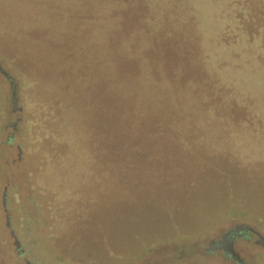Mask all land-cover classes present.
Instances as JSON below:
<instances>
[{
	"label": "rangeland",
	"instance_id": "obj_1",
	"mask_svg": "<svg viewBox=\"0 0 264 264\" xmlns=\"http://www.w3.org/2000/svg\"><path fill=\"white\" fill-rule=\"evenodd\" d=\"M155 1L161 12L150 24L146 11L128 7V48L157 90L146 104L198 128L99 160L96 44L80 36L91 6L0 0V68L17 88L13 96L0 73V264H238L210 243L237 225L264 237L262 209L254 219L239 205L264 207V0ZM48 38L69 39L65 70L36 44ZM231 207L234 215L223 210ZM257 243L234 241L243 264H264Z\"/></svg>",
	"mask_w": 264,
	"mask_h": 264
},
{
	"label": "trees",
	"instance_id": "obj_2",
	"mask_svg": "<svg viewBox=\"0 0 264 264\" xmlns=\"http://www.w3.org/2000/svg\"><path fill=\"white\" fill-rule=\"evenodd\" d=\"M80 1L82 4H89L91 6V12H87L85 9L81 12L80 18L83 22L80 25V36L84 38L85 35H89L96 44L93 57L95 65L93 89L95 91V106L97 105V108L95 113V124L93 126V135L97 140V152L99 153L98 159L100 160L103 155L107 156L109 153L118 152L117 154H119L124 151L138 150L141 141L145 139L157 140L159 138H171L176 135L186 134L191 129L196 130L198 127L191 126L186 121L176 123L173 118H163V116L172 113L170 109H161L155 106L154 103L151 105L146 104V102H157V90L152 78L149 80L145 76L143 79L140 72L141 58L136 53L131 54L128 48L129 2L131 1L132 5H136V7L139 6L140 10L146 11L145 13L149 15L148 24H150L154 23L155 18L161 12L160 6L155 3L156 1ZM237 1L238 0H231L232 5L236 6ZM258 1L261 2V0ZM144 5L145 7H143ZM226 5L228 7V1H226ZM232 5L231 7L234 9L235 6ZM231 7L229 13L232 15ZM78 14L79 13L71 14L70 16L67 15L69 16L67 20H70L71 18L74 19ZM230 21L232 22V20ZM136 25L137 24H134L131 28V31L133 33L135 32V34H137L136 29H133L137 28ZM147 39L152 42L151 36ZM68 40L69 39L60 44L55 43L52 38H48L46 41L37 42L36 44H41L44 55L45 53L54 55L53 57H55L56 62L65 70V66L72 60V57L60 56H63L62 52L63 50L65 51V49L69 52L72 51L73 48L68 44ZM132 47H136L135 42L131 43V50ZM147 50L153 52L155 48H148ZM261 55L264 56V53H261ZM39 66H45L48 68L47 62H43V64ZM68 73L69 75H72L70 71ZM31 78L32 77H26L25 82L30 85H33V81L37 83L36 79L33 78L34 80H31ZM6 79L10 81L12 92L15 91L13 93L14 96L17 91L16 84L9 75ZM149 85V93L146 95V87ZM214 113L216 114L217 119L219 118L218 121L220 120L221 122L230 125L234 124V122L230 123L227 121L225 116L228 115H225V112L220 111L219 113L214 109ZM52 115L53 113H49L48 119H51ZM179 186L182 189H185L186 183L179 184L177 188ZM169 188L178 191L174 187ZM239 200V205L242 210L246 212H255L254 214L259 215H254V219H259L262 213L264 216V207L250 206L247 201L240 198ZM204 208L205 205H203V209ZM223 210L231 215L235 214L232 207L230 209L223 208ZM217 215L221 218L225 217V214L222 211L218 212ZM170 221L171 223L169 225L172 228H170V230H176L177 227L181 226V223L177 222L172 216L170 217ZM223 237L226 245L229 244L233 252V244L237 239H243L249 242L252 237H256L258 239L257 244L263 245L262 238H264L260 232L256 231L249 225H237L222 235V240ZM220 244L222 243L220 242L215 246H211L210 244V246L213 249L218 250L223 248ZM224 255L238 264H243L235 252L232 255L224 251Z\"/></svg>",
	"mask_w": 264,
	"mask_h": 264
},
{
	"label": "water",
	"instance_id": "obj_3",
	"mask_svg": "<svg viewBox=\"0 0 264 264\" xmlns=\"http://www.w3.org/2000/svg\"><path fill=\"white\" fill-rule=\"evenodd\" d=\"M0 71H1L6 77H8V75L5 74V72H3L1 69H0ZM3 207H4V211H5V201L3 202ZM6 227H7V229H8L9 232H10V236H11V238L13 239V246L15 247V249H18V248H19V243H18V240H17V238H16L14 232L11 230V226H10V223H9V217H8V215H6ZM223 239H224V237H223ZM262 244L264 245V238H262ZM27 264H29V263H27Z\"/></svg>",
	"mask_w": 264,
	"mask_h": 264
},
{
	"label": "flooded vegetation",
	"instance_id": "obj_4",
	"mask_svg": "<svg viewBox=\"0 0 264 264\" xmlns=\"http://www.w3.org/2000/svg\"><path fill=\"white\" fill-rule=\"evenodd\" d=\"M224 240V239H223ZM222 244H220V245H222V249L224 250V251H226L227 253H230V254H234V252H233V250L231 249V247L229 246V244L228 245H226V243H225V240L224 241H222L221 242ZM211 246H215V245H218L219 243H217V242H215V241H212L211 243ZM20 247V246H19ZM213 249V248H212ZM20 255H23L22 253H20Z\"/></svg>",
	"mask_w": 264,
	"mask_h": 264
}]
</instances>
